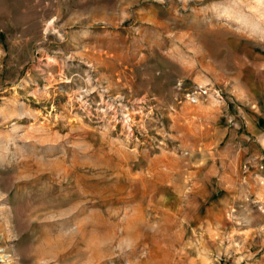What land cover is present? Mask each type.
<instances>
[{
    "label": "rangeland",
    "instance_id": "374dc122",
    "mask_svg": "<svg viewBox=\"0 0 264 264\" xmlns=\"http://www.w3.org/2000/svg\"><path fill=\"white\" fill-rule=\"evenodd\" d=\"M244 44L264 0H0V264H264Z\"/></svg>",
    "mask_w": 264,
    "mask_h": 264
},
{
    "label": "crops",
    "instance_id": "0c3cea01",
    "mask_svg": "<svg viewBox=\"0 0 264 264\" xmlns=\"http://www.w3.org/2000/svg\"><path fill=\"white\" fill-rule=\"evenodd\" d=\"M229 52L236 61L232 72L240 100L235 125L243 129L239 156L259 157L264 153V47L244 44Z\"/></svg>",
    "mask_w": 264,
    "mask_h": 264
},
{
    "label": "built area",
    "instance_id": "2783aa9c",
    "mask_svg": "<svg viewBox=\"0 0 264 264\" xmlns=\"http://www.w3.org/2000/svg\"><path fill=\"white\" fill-rule=\"evenodd\" d=\"M178 93L185 98L191 104H198L202 102L207 96L214 94L212 88L205 86H197L189 89L184 85V82L180 80L177 84ZM216 97H222L223 92L221 89L216 90Z\"/></svg>",
    "mask_w": 264,
    "mask_h": 264
},
{
    "label": "bare ground",
    "instance_id": "6f19581e",
    "mask_svg": "<svg viewBox=\"0 0 264 264\" xmlns=\"http://www.w3.org/2000/svg\"><path fill=\"white\" fill-rule=\"evenodd\" d=\"M112 108H114V106L113 105H110V108H109V110L110 109H112ZM126 109V108H125ZM108 110V109H107ZM108 110V111H109ZM114 112H117L118 111V108L117 107H115L114 109H112ZM123 110V109H122ZM124 112H125V110H124ZM133 112V111H132ZM103 113H104V111H103ZM107 114H109L110 112H106ZM129 114H127V115H125V117L127 118L126 120H127V122H126V125H127V123L129 124V127H128V129H130L131 127H132V123L131 122H133V115L131 116V112H128ZM116 114V113H115ZM104 117V116H103ZM106 117V116H105ZM108 118V117H107ZM113 118V117H112ZM106 119V118H105ZM117 120V119H116ZM115 120V121H116ZM132 129V128H131ZM77 168V167H76Z\"/></svg>",
    "mask_w": 264,
    "mask_h": 264
}]
</instances>
